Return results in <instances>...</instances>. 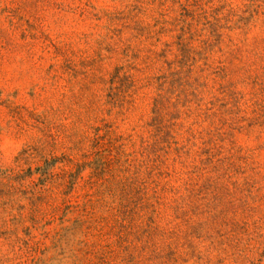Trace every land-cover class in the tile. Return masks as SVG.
Instances as JSON below:
<instances>
[{
  "label": "rangeland",
  "instance_id": "obj_1",
  "mask_svg": "<svg viewBox=\"0 0 264 264\" xmlns=\"http://www.w3.org/2000/svg\"><path fill=\"white\" fill-rule=\"evenodd\" d=\"M0 264H264V0H0Z\"/></svg>",
  "mask_w": 264,
  "mask_h": 264
}]
</instances>
